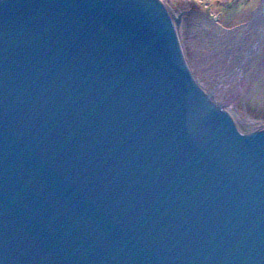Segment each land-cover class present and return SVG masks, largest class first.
I'll list each match as a JSON object with an SVG mask.
<instances>
[{"label": "water", "instance_id": "water-1", "mask_svg": "<svg viewBox=\"0 0 264 264\" xmlns=\"http://www.w3.org/2000/svg\"><path fill=\"white\" fill-rule=\"evenodd\" d=\"M179 22L0 0V264H264V126L203 89Z\"/></svg>", "mask_w": 264, "mask_h": 264}, {"label": "rangeland", "instance_id": "rangeland-1", "mask_svg": "<svg viewBox=\"0 0 264 264\" xmlns=\"http://www.w3.org/2000/svg\"><path fill=\"white\" fill-rule=\"evenodd\" d=\"M161 1L172 15L181 19L178 24L179 37L193 69L197 66L195 62L198 58L208 57L205 55L209 51L208 48H195L193 44L197 40L206 41L213 38L214 33L207 23H215L227 31L238 29L250 22L264 0ZM261 25L262 35L255 49L256 52L254 50L248 52L249 57L253 55L252 60L241 78L239 87L231 95L229 106L246 122L264 125V21ZM224 89L221 87L216 91L221 93Z\"/></svg>", "mask_w": 264, "mask_h": 264}, {"label": "bare ground", "instance_id": "bare-ground-1", "mask_svg": "<svg viewBox=\"0 0 264 264\" xmlns=\"http://www.w3.org/2000/svg\"><path fill=\"white\" fill-rule=\"evenodd\" d=\"M263 21L264 1L248 24L233 31H227L215 23H207L211 32L214 33L213 38L193 42L195 48L209 49L205 54L208 55L207 58H198L195 62L197 66L193 68L194 76L200 81L206 92L214 94L219 102L225 104L243 132L256 130L261 127V124L243 120L229 106L230 97L240 85L244 75L249 57L248 52L255 48L262 35L261 24ZM236 76L237 78H235ZM221 87L225 89L221 93L217 92L216 90Z\"/></svg>", "mask_w": 264, "mask_h": 264}]
</instances>
